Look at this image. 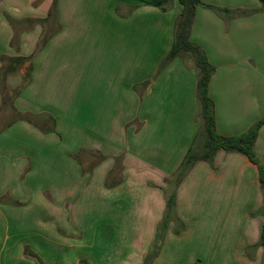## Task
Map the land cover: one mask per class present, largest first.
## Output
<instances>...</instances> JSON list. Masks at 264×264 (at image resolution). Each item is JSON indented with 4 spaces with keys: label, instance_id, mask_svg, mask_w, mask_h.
<instances>
[{
    "label": "crops",
    "instance_id": "obj_1",
    "mask_svg": "<svg viewBox=\"0 0 264 264\" xmlns=\"http://www.w3.org/2000/svg\"><path fill=\"white\" fill-rule=\"evenodd\" d=\"M199 1L216 132L238 137L264 119V5ZM180 11L0 0V264H264V124L257 163L218 149L179 176L203 153L192 61L161 68Z\"/></svg>",
    "mask_w": 264,
    "mask_h": 264
},
{
    "label": "trees",
    "instance_id": "obj_2",
    "mask_svg": "<svg viewBox=\"0 0 264 264\" xmlns=\"http://www.w3.org/2000/svg\"><path fill=\"white\" fill-rule=\"evenodd\" d=\"M145 6L167 10L171 0H136ZM264 5V0H260ZM181 7L180 14L176 18L173 32V42L169 53L161 64V68L172 59L179 56H187L191 59L196 72V99L198 104V117L201 123L200 136L203 140V153L195 155L189 151L180 170V178L184 176L190 166L198 160H209L214 152L223 149L226 152H235L245 155L251 162L257 163L254 151V142L257 132L264 119L258 121L245 134L238 137H223L216 132L214 107L208 94L210 78L214 68L208 63L203 51L190 41V32L193 24L195 8L202 5L199 0H177ZM261 183L264 191V170L260 167ZM174 208L173 196L167 200V212ZM260 243L264 248V224L261 227Z\"/></svg>",
    "mask_w": 264,
    "mask_h": 264
},
{
    "label": "rangeland",
    "instance_id": "obj_3",
    "mask_svg": "<svg viewBox=\"0 0 264 264\" xmlns=\"http://www.w3.org/2000/svg\"><path fill=\"white\" fill-rule=\"evenodd\" d=\"M16 84V83H15Z\"/></svg>",
    "mask_w": 264,
    "mask_h": 264
}]
</instances>
